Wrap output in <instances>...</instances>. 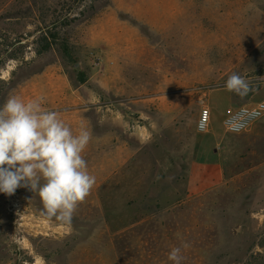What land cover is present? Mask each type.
Listing matches in <instances>:
<instances>
[{"label":"rangeland","instance_id":"1","mask_svg":"<svg viewBox=\"0 0 264 264\" xmlns=\"http://www.w3.org/2000/svg\"><path fill=\"white\" fill-rule=\"evenodd\" d=\"M12 96L90 132L96 182L71 223L39 189L0 192V264H173V247L264 264V119L223 124L264 102V0H0V106Z\"/></svg>","mask_w":264,"mask_h":264},{"label":"clouds","instance_id":"2","mask_svg":"<svg viewBox=\"0 0 264 264\" xmlns=\"http://www.w3.org/2000/svg\"><path fill=\"white\" fill-rule=\"evenodd\" d=\"M225 87L241 97L250 91L249 82L237 73ZM42 100L24 102L12 96L0 106V192L11 196L19 187L39 189L48 217L71 223L96 182L81 155L91 134L83 128L73 134L57 112L42 108ZM168 259L181 264V247H173Z\"/></svg>","mask_w":264,"mask_h":264},{"label":"built area","instance_id":"3","mask_svg":"<svg viewBox=\"0 0 264 264\" xmlns=\"http://www.w3.org/2000/svg\"><path fill=\"white\" fill-rule=\"evenodd\" d=\"M264 119V102L254 106L241 107L228 112L224 120L226 135H239L248 132L256 123ZM211 129V110L208 106L200 110L197 122L199 134L209 133Z\"/></svg>","mask_w":264,"mask_h":264}]
</instances>
